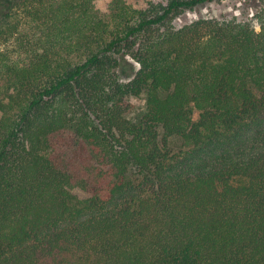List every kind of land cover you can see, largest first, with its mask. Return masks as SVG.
<instances>
[{
  "label": "trees",
  "instance_id": "16d2710c",
  "mask_svg": "<svg viewBox=\"0 0 264 264\" xmlns=\"http://www.w3.org/2000/svg\"><path fill=\"white\" fill-rule=\"evenodd\" d=\"M208 1L0 0V264H264V13Z\"/></svg>",
  "mask_w": 264,
  "mask_h": 264
},
{
  "label": "rangeland",
  "instance_id": "374dc122",
  "mask_svg": "<svg viewBox=\"0 0 264 264\" xmlns=\"http://www.w3.org/2000/svg\"><path fill=\"white\" fill-rule=\"evenodd\" d=\"M252 3V6L247 5ZM206 5V6H205ZM205 5L195 6V9H185L180 14L175 16L174 23L176 25L182 24L184 22H191L196 19V15L201 17H237L241 16V13L244 12L243 18L251 19L250 22L258 30V19L252 16V12L255 13H264V0H211L208 1ZM133 63L134 66H137L135 62L129 60ZM122 80H127V77L121 75ZM132 103L136 108H140L143 103L142 98H133L131 99Z\"/></svg>",
  "mask_w": 264,
  "mask_h": 264
},
{
  "label": "built area",
  "instance_id": "2783aa9c",
  "mask_svg": "<svg viewBox=\"0 0 264 264\" xmlns=\"http://www.w3.org/2000/svg\"><path fill=\"white\" fill-rule=\"evenodd\" d=\"M199 16L198 15H196V18H198ZM201 17V16H200ZM207 17V16H206Z\"/></svg>",
  "mask_w": 264,
  "mask_h": 264
}]
</instances>
